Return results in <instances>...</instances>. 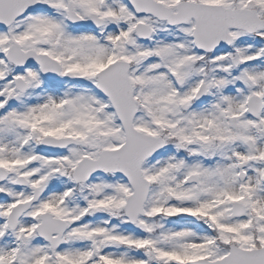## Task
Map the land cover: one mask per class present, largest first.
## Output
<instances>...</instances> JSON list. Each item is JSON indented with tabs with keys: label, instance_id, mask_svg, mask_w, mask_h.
I'll return each mask as SVG.
<instances>
[{
	"label": "snow or ice",
	"instance_id": "1",
	"mask_svg": "<svg viewBox=\"0 0 264 264\" xmlns=\"http://www.w3.org/2000/svg\"><path fill=\"white\" fill-rule=\"evenodd\" d=\"M0 264H264V0H0Z\"/></svg>",
	"mask_w": 264,
	"mask_h": 264
}]
</instances>
